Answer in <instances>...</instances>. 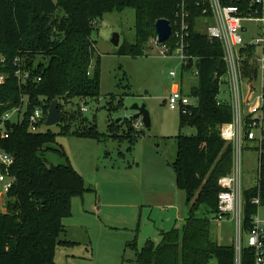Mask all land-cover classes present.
<instances>
[{
    "label": "trees",
    "instance_id": "trees-1",
    "mask_svg": "<svg viewBox=\"0 0 264 264\" xmlns=\"http://www.w3.org/2000/svg\"><path fill=\"white\" fill-rule=\"evenodd\" d=\"M176 5V0H0V56L5 59L0 74L7 77L0 84V117L23 99L29 104L25 120L9 124L10 138L0 141V150L14 157L11 174L16 179L6 197V211L0 213V264H55L58 247L73 244L61 240L66 233L63 219L72 215L73 198L89 190L64 148L55 147L58 136L101 138L95 120L86 117L80 106L100 97V58L96 59L93 40L96 24L107 13L133 9L136 42L126 43L118 55L142 57L156 38V23L161 19L172 22ZM198 13L193 8L195 17ZM192 25L190 53L197 58L198 85L189 93L181 88L196 101L189 114L181 111V128L193 127L196 135L176 138L178 152L172 163L188 216L182 233L177 229L162 232L163 241L157 246L147 241L137 252L136 264H235L234 246L220 245L210 237L215 221L210 216L219 211V181L232 174L234 165L233 145L220 135L221 126L233 117L232 107L219 103V80L226 75L227 64L222 44L198 32L196 18ZM17 59L22 69L31 72L26 84L20 85L15 77ZM54 101L59 102L63 117L59 132L49 128L30 133L27 116L40 106L47 113ZM133 122L111 123L103 137L125 139L133 145L143 136V129L136 130ZM47 151L58 154L66 164L49 163ZM259 196L264 206V153L258 186L244 192V233L250 231L258 211L251 202ZM242 264H253L249 249L243 251Z\"/></svg>",
    "mask_w": 264,
    "mask_h": 264
},
{
    "label": "rangeland",
    "instance_id": "rangeland-1",
    "mask_svg": "<svg viewBox=\"0 0 264 264\" xmlns=\"http://www.w3.org/2000/svg\"><path fill=\"white\" fill-rule=\"evenodd\" d=\"M135 25V11L126 9L107 13L95 26L100 97L87 100L84 115L95 120L101 138L58 136L59 146H53L64 148L71 165L83 178L84 188L89 190L73 198L72 215L63 219L66 233L61 240L73 244L58 247L55 264H136L137 252L147 241L157 246L163 241L162 232L177 229L182 233L186 222V198L178 189L172 163L178 152L176 138L180 134L195 136L196 129L181 128V109L171 110L167 101L176 84L189 93L198 85V78L184 73L177 55L163 56L162 49L154 48L150 42L144 49L145 56L118 55L126 43L135 44ZM115 34L119 35L118 47L112 42ZM259 35L260 25L252 24L246 39L251 41ZM171 72L176 73L175 80ZM219 99L230 103L225 83L220 87ZM135 104L147 106L150 129L139 127L132 118ZM119 119L134 121L136 130L143 129L142 138L130 145L125 139L103 137L108 134L109 124ZM48 129L42 128L43 132ZM50 129L59 132L57 126ZM257 147L256 142L246 144L242 153L244 192L257 187ZM45 156L51 164H66L52 151ZM8 202L0 198V213L6 211ZM258 211L264 219V206ZM210 217L214 220L215 215ZM210 237L220 245H235L237 226L229 219L212 221Z\"/></svg>",
    "mask_w": 264,
    "mask_h": 264
},
{
    "label": "built area",
    "instance_id": "built-area-1",
    "mask_svg": "<svg viewBox=\"0 0 264 264\" xmlns=\"http://www.w3.org/2000/svg\"><path fill=\"white\" fill-rule=\"evenodd\" d=\"M176 1V14L173 21H170L173 29L171 38L160 44L156 37L150 43L154 48L160 47V54L163 56L177 55L184 73L195 77H198V70L195 68L197 58L190 53L192 19L196 18L198 32L209 40L222 44L227 72L219 83L220 87L223 83L226 84L230 103L220 99L219 103L229 104L233 117L231 122L221 126L220 135L225 142L233 145L234 165L232 174L219 181L222 191L218 196L219 211L214 220L221 222L229 219L237 226V242L233 245L235 264H242L245 249L252 252L253 264H264V219L257 211L252 217L250 231L244 233L245 200L242 188V153L245 145L256 142L259 156L264 153V0H225L226 3L224 0ZM193 8L199 10V16H194ZM252 24L260 25V35L248 41L246 36ZM4 62L5 59L0 56V63ZM15 66L18 68L15 77L20 85L31 80V72L21 68L20 59L15 61ZM190 68L192 69L188 71ZM170 76L175 80L176 73L171 72ZM6 78L5 74H0V84H4ZM260 84V89L257 90ZM167 103L171 110L180 108L184 114H189L188 109L194 105L177 84ZM28 105L23 99L20 106L7 110L0 117V141L10 138L9 124H21L25 120ZM82 111L85 113L88 108L84 105ZM48 112L40 106L27 116L30 133L43 132ZM137 125L144 127L138 121ZM13 164L14 157L0 150V198H6L15 183L16 179L11 174ZM251 203L258 206L259 210L260 196ZM244 237L247 239L246 243Z\"/></svg>",
    "mask_w": 264,
    "mask_h": 264
},
{
    "label": "water",
    "instance_id": "water-1",
    "mask_svg": "<svg viewBox=\"0 0 264 264\" xmlns=\"http://www.w3.org/2000/svg\"><path fill=\"white\" fill-rule=\"evenodd\" d=\"M155 31H156V37L158 38L159 43L164 44L171 38L173 29L170 24V21L166 19H161L156 23ZM112 42L114 43L115 46L117 47L119 46L120 40H119L118 34L114 35ZM132 110L136 112L132 118L138 122H141L146 129H150L152 126V123H151V116L147 109V106L145 104L143 105L135 104ZM62 119L63 117L59 110V102L54 101L49 108L46 126L48 128L58 126L62 122ZM121 121L122 119H119L115 123L118 124ZM47 168L50 169L51 166L47 164Z\"/></svg>",
    "mask_w": 264,
    "mask_h": 264
}]
</instances>
